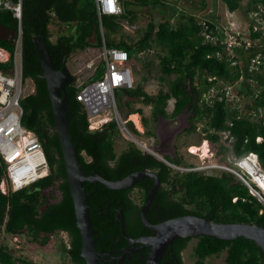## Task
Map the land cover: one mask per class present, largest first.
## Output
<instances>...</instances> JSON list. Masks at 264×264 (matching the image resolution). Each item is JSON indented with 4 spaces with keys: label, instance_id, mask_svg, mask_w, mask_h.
I'll use <instances>...</instances> for the list:
<instances>
[{
    "label": "trees",
    "instance_id": "1",
    "mask_svg": "<svg viewBox=\"0 0 264 264\" xmlns=\"http://www.w3.org/2000/svg\"><path fill=\"white\" fill-rule=\"evenodd\" d=\"M222 2L228 10L235 11L240 8L241 0ZM135 3L144 5L145 0H135ZM204 5L205 1L202 0L199 9H203ZM249 12L256 13L264 20V0H248L244 14ZM179 14L178 18L174 13L172 16L163 13L158 23L149 20L138 38L128 40L123 33H119L122 26L118 19L124 18L134 23L136 16L133 10L124 9L120 17L102 16L106 46L123 49L133 59L137 54L150 50L154 43L164 51L159 57L164 76L175 74L168 81V91L160 89L157 94L150 95L137 84L132 89H122V93L128 98L151 104L155 121L158 116L175 117L183 110L191 111L196 122H190L188 130L194 131L200 126L204 133L203 139L208 140L215 149L216 157L230 163V152L235 157L253 152L264 171V115H259L264 112V26L254 29L256 22L251 19L248 29L250 45L246 47V42L242 40L240 45H233L229 53L225 29L219 27L215 19L200 21L191 12L183 11ZM51 22L65 25L67 31H62L52 40L48 27ZM19 27L22 75L32 80L34 85V91L20 101L23 109L21 123L40 140L49 173L17 191L6 194L0 191V236L21 237L46 249L55 232H65L69 240H60L62 259L67 258L71 264H85L80 255L81 237L76 226L73 200L55 132L48 90L32 38L41 33L55 68L68 67L73 54L102 44L94 0H21L20 23L10 10L0 9V29L5 34L0 36V48L12 53ZM117 33L120 34L119 38L116 37ZM206 34L212 39L206 37ZM236 38L239 39L240 35ZM258 53L260 59L257 67L260 71L250 70L251 59ZM10 66L9 62H0L1 70H7ZM240 78L241 81L237 82ZM76 82L74 77L66 87L68 127L78 161L86 174L96 172L106 179L116 180L146 167L155 170L161 183L151 206H158L162 220L192 214L215 222H246L264 227V204L233 173L224 170L180 172L153 155L143 153L130 141L126 148L117 153L115 140L119 131L115 121L90 129L87 115L75 96L78 90ZM218 82L223 84L219 87L220 91ZM224 86L238 87L239 94L249 96L252 101L240 108L234 99H226L225 90L222 89ZM211 88L215 89V93L204 98L203 94ZM171 97L174 98V104L168 114L165 106ZM124 105L129 108L128 115L142 113L140 108L130 107L128 101ZM142 122L146 128L148 118L142 116ZM129 123L131 129L139 134L132 121L129 120ZM144 132L149 137L154 136L152 130L146 128ZM222 134L224 140L221 142ZM258 137L261 139L257 140ZM164 158L178 166L182 162L181 157ZM5 177L6 164L0 155V182ZM250 183L264 196L259 186ZM147 184L140 197L141 201L151 186L150 179ZM84 188L87 193L92 192L87 203L92 227L96 231L93 237L96 239L97 250L120 248L127 243L117 219L118 209L122 211L124 230L128 236L136 238L150 234V230L140 220V206L130 197L132 187L109 189L100 182L86 181ZM129 212L133 214L131 218ZM146 217L152 223L158 221L150 212L146 213ZM191 238H176L168 246L165 254L173 259L170 264H184L180 252L187 247ZM194 238L197 241L192 255L196 258V264H203L207 257L219 256L224 251L227 264H264L263 252L251 239L238 237L225 240L207 235ZM147 249L139 250L121 263L110 261L107 264H143ZM0 264L35 262L20 250L0 243Z\"/></svg>",
    "mask_w": 264,
    "mask_h": 264
},
{
    "label": "built area",
    "instance_id": "2",
    "mask_svg": "<svg viewBox=\"0 0 264 264\" xmlns=\"http://www.w3.org/2000/svg\"><path fill=\"white\" fill-rule=\"evenodd\" d=\"M94 4L102 35V44L98 48L96 55L90 56L85 62L78 64L76 70L72 68L71 73L77 80L76 88L78 90L75 95L76 99L81 103L87 115L89 128L92 119L100 115L110 114V120L115 121L119 133L126 140L133 142L144 153H149L157 157L153 147L147 141L137 138L134 135V131L130 127L128 128L126 119H124L117 108L116 91L133 88L134 80L131 67L129 66L127 51L117 47L106 46L103 38L101 18L109 14L121 15L123 8L119 4V0H94ZM0 9L10 10L13 16L20 21L21 0H17L16 3L10 0H0ZM253 14L257 16L256 13ZM119 23L129 30L134 31L136 29V25L129 23L127 20L121 19ZM263 26L261 25V27ZM225 34L227 35V50L231 51L233 45H240L241 41L236 38L235 33L232 34V39H229L227 32ZM206 37L212 39L209 34H206ZM245 42L246 47H248L250 40ZM73 55L68 65H71V62L74 61ZM259 56L260 53L254 59H251L252 64L255 61L257 66L260 59ZM0 62L11 63V66L7 70L0 69V155L6 164V177L0 182V191L6 194L9 191H17L47 175L49 173V165L40 140L31 130L21 123L23 109L20 101L28 93L25 92L27 79L23 78L22 75V40L20 27L17 37L14 40L12 53L0 48ZM100 66H103V74L99 79L93 80L92 77L97 73ZM229 87H224L225 94L230 93ZM212 92L213 89L203 94V97H211L213 95ZM132 123L137 129L135 123L133 121ZM101 125L103 123L97 127ZM230 158V163L214 162L210 165H196L194 167L178 166L166 161V159L163 161L173 169L185 171L212 169L233 173L248 186L254 196L260 198L264 203V196L254 189L250 180L246 178L249 177L264 193V187L258 183V179L264 182V171L260 166L257 155L253 152H248L242 156H233ZM212 170H205V172Z\"/></svg>",
    "mask_w": 264,
    "mask_h": 264
},
{
    "label": "rangeland",
    "instance_id": "3",
    "mask_svg": "<svg viewBox=\"0 0 264 264\" xmlns=\"http://www.w3.org/2000/svg\"><path fill=\"white\" fill-rule=\"evenodd\" d=\"M164 1V2H163ZM145 0V4H136L135 0H119L123 10L129 9L133 10L136 16L134 21V25H136V29L134 31L129 30L122 26L119 33L124 34L125 39L133 38L136 39L141 35L142 30L146 27L149 20H153L154 22L158 23L163 13L167 15H171L174 13L179 18V13L185 11L186 13H193L198 20L203 21L205 19H215L216 23L219 27L225 29V32L229 35V39H232V34L235 33L236 36L240 35L239 40L247 41L248 39V29L249 23L252 19L255 23L254 28L261 27L264 25V20L255 14L249 12L247 15L244 14L246 4L248 0H241L240 8L235 11H230L226 8L225 4L222 0H204L205 7L203 9H199L202 0ZM163 12H162V11ZM172 10H176L173 12ZM49 31L51 33V39L54 40L62 31H67V27L61 23L51 22L48 25ZM119 33L116 34V37L119 38ZM5 35L0 29V36ZM100 46H93L91 48H87L83 51L78 52L77 54L73 55L74 61H70L71 65H68L70 71L76 70L77 65L81 62H85L90 56H94L97 54L98 48ZM231 53V51H229ZM233 53V52H232ZM235 53V52H234ZM164 54V51L156 44L153 43V46L150 50L143 51L137 54L133 59H129V66L132 69L133 79H134V87L139 84L143 87L144 91H146L150 95H155L158 93L160 89L163 91H168V81L172 80L175 77V74L165 75L160 69V59L159 57ZM241 60V59H240ZM243 64V61L241 60ZM250 70L256 69V71H260V68L256 66L255 61L253 64L249 66ZM165 77V79H162ZM241 78L239 79L240 82ZM218 88L220 85H223L222 82H218ZM26 93H31L34 91V85L32 80L27 79L26 83ZM220 90V88H219ZM214 91V89H213ZM229 91L225 94L226 99L231 101L238 102L240 108H244L252 99L249 96H242L239 94L238 87L232 88L229 87ZM116 100L118 101V111L120 114L126 119V123L128 128L130 127L129 119L132 120L131 116L128 117L126 111L128 108L124 105L125 101L129 102V106L133 108H140L142 113L138 114L135 113L138 119L139 128H135L137 131L140 132V135L134 133V135L147 141L150 146L154 147L153 143V136L149 137L145 134V125L140 119L142 116L148 118V124L146 126L147 129L155 131L158 122H156L152 117V105L145 104L143 102L138 101L134 98H128L126 95L122 93L121 90H117L115 93ZM174 98L171 97L167 100V105L165 106V110L168 114L171 113L173 109ZM126 112V113H125ZM180 112L175 117H169L172 121L169 123L168 126L175 127L179 126L180 122L184 123V121H189L194 123L196 120L193 118L191 111H186L184 114ZM134 114V116H135ZM259 115H264L262 112ZM110 121V114L107 115ZM129 118V119H128ZM168 119V118H167ZM133 121V120H132ZM158 121H161V118H158ZM186 123V122H185ZM99 123L91 120L90 128H96ZM200 127V126H199ZM131 128V127H130ZM139 129V130H138ZM204 133L201 132L200 128L193 130H186L182 131L179 135L178 139L176 140L175 144L177 145V149L179 155L183 158L181 165H210L214 162H225V159H220V157L215 156V149L212 145L203 139ZM261 138L258 137L257 140ZM224 140V135L222 134L221 142ZM204 141L207 142L209 146V156L206 158H201L200 155L190 152L189 145L191 144H202ZM128 140H126L122 134H118L115 140V151L120 153L124 148L128 145ZM44 150V149H43ZM230 157L233 155L228 154ZM232 165V163H231ZM180 172L185 170L181 169H174ZM205 170H212V169H202L201 171ZM248 179L252 182V180L248 177ZM52 241L48 245L46 249L38 247L36 244H31L26 240L22 239L21 237L16 236H7L3 237L0 236V243L7 244L10 247H14L20 250L24 255L31 258L35 264H71L70 261L65 258L62 259L60 253V240L68 242L69 237L65 232H55L52 236ZM197 239L191 238L187 244V247L182 251L184 261L186 264H196V258L192 255L193 247L196 244ZM225 251L222 252L219 256H209L207 257L203 264H227L224 260Z\"/></svg>",
    "mask_w": 264,
    "mask_h": 264
},
{
    "label": "water",
    "instance_id": "4",
    "mask_svg": "<svg viewBox=\"0 0 264 264\" xmlns=\"http://www.w3.org/2000/svg\"><path fill=\"white\" fill-rule=\"evenodd\" d=\"M32 41L48 90L55 122V132L58 137L65 166L66 179L73 200L76 226L79 229L81 237L80 255L85 260V264H99L103 256L111 254V252L97 250L95 247L96 239L93 237V234L96 231L92 227L89 205L87 203L92 192H86L84 188L85 182H100L109 189H125L132 187L143 178H150L152 183L140 208V219L143 225L152 230L153 233L136 238L128 236L124 230L122 211L120 209L117 210V219L121 223V233L129 241V244L136 246L138 243L141 247L149 246L143 264H159L164 251L168 246L172 245L174 239L196 237L198 235H207L225 240H232L238 237L251 239L260 247L264 255V227L254 223L215 222L204 217L186 214L151 224L146 217V211L160 185L159 177L154 170L143 168L116 180L106 179L96 172H93L91 175L86 174V171L83 170L82 165L78 161L77 152L72 143L68 127L67 114L69 105L66 96V87L73 81V75L67 66L59 69L55 68V62L51 58L41 33L33 36ZM102 74L103 66H100L93 80L99 79ZM153 149L156 151L157 159L164 160V154L161 150L155 147ZM258 199L261 201L260 198ZM127 252L129 251L125 250L124 254L116 256L114 259L121 260Z\"/></svg>",
    "mask_w": 264,
    "mask_h": 264
},
{
    "label": "flooded vegetation",
    "instance_id": "5",
    "mask_svg": "<svg viewBox=\"0 0 264 264\" xmlns=\"http://www.w3.org/2000/svg\"><path fill=\"white\" fill-rule=\"evenodd\" d=\"M184 112H186L187 110H183ZM158 118H161V121L159 122L158 120H156V122H158L157 124V127H156V130L153 131L154 132V137H153V143L154 145L157 147V149L161 150L162 152L166 151V155L170 158H180L181 156L179 155V152H178V149L174 146L175 142H172L174 141V139H177L179 137V135L181 134L182 131H186L187 130V127L182 123L180 122V125L179 126H175L174 128H169L170 126H167V121L165 120V117H161V116H158ZM190 128V127H189ZM182 158V157H181ZM183 160V158H182ZM181 160V161H182ZM167 161V160H166ZM166 163V162H165ZM167 164V163H166ZM168 165V164H167ZM143 168H146V167H143ZM142 168V169H143ZM149 169V168H147ZM152 170V169H151ZM155 171V170H154ZM150 179V178H143L141 180H139L136 184H134L132 186V189L130 191V197L133 199L134 203L138 206H142L143 204V201H141V195L142 193L144 192V189H145V186H147V180ZM151 180V179H150ZM151 183H152V180H151ZM161 184V183H160ZM151 187V186H150ZM150 187L148 188L146 194L148 193ZM160 187V185H159ZM159 189V188H158ZM158 191V190H157ZM145 194V196H146ZM156 195V194H155ZM155 197V196H154ZM153 197V198H154ZM145 198V197H144ZM154 200L152 199V201L150 202L148 208H147V212H150V214L153 216V218L155 219H158L157 222L155 223H151V224H156V223H159L160 221H163L161 219V210L157 209V205H152L151 206V203L153 202ZM140 208H139V216H140ZM154 213V214H153ZM131 214L132 212H129L128 216L129 218H131ZM123 215V214H122ZM133 216V214H132ZM141 220V219H140ZM166 220V219H165ZM142 222V221H141ZM149 229V228H148ZM150 230V229H149ZM153 231L150 230V234H152ZM67 234V233H66ZM148 234V235H150ZM68 235V234H67ZM143 236H147V235H143ZM69 237V236H68ZM140 237V236H139ZM134 238V237H132ZM66 242V241H65ZM148 247L147 249V252L149 250V246H145V247H141L140 244H136V246H133L131 244H129V241L127 240V243L124 245V246H121L120 248H114V249H111V250H107V251H104V252H111L110 255H106V256H103L100 261H99V264L102 263V264H107L109 263L110 261L111 262H116L118 261L119 263H121L125 258H131V255H134L136 253L139 252V250L143 249V248H146ZM168 248V247H167ZM166 248V249H167ZM102 250V249H101ZM125 250L129 251L125 254V256L121 259V260H118V259H114V257L116 256H120L122 254L125 253ZM171 250V249H169ZM184 250V249H183ZM182 250V251H183ZM182 251L180 252V255H181V260L184 264H186V262L184 261V258H183V254H182ZM166 250L164 251L162 257L160 258V262L159 264H161V262L163 264H170L172 263V260L170 257H168L167 254H165ZM147 254V253H146ZM146 256V255H145ZM145 259V258H144Z\"/></svg>",
    "mask_w": 264,
    "mask_h": 264
},
{
    "label": "bare ground",
    "instance_id": "6",
    "mask_svg": "<svg viewBox=\"0 0 264 264\" xmlns=\"http://www.w3.org/2000/svg\"><path fill=\"white\" fill-rule=\"evenodd\" d=\"M107 115L108 114L97 116L94 119H92V121H95L96 123H99V125L101 123H106V122L109 121ZM131 118H132L133 122L135 123V125L137 126V128H139L138 119H137L136 114H135V116H134V114H132ZM206 141H204L202 144H197V145L196 144H191V145H189L190 152L195 153L197 155H200L201 158L208 157L209 156L208 153H209L210 150H209V146L207 145ZM258 183L264 187V182H262L260 179H258Z\"/></svg>",
    "mask_w": 264,
    "mask_h": 264
},
{
    "label": "crops",
    "instance_id": "7",
    "mask_svg": "<svg viewBox=\"0 0 264 264\" xmlns=\"http://www.w3.org/2000/svg\"><path fill=\"white\" fill-rule=\"evenodd\" d=\"M125 102H127V101H125ZM124 102V103H125ZM126 106V105H125ZM127 108H128V106H126ZM128 110H129V108H128ZM126 112H128V111H126ZM125 112V113H126ZM185 112L183 111V113L182 114H184ZM131 115V114H130ZM129 116V115H128ZM168 118V119H167ZM156 120H158V118L156 119ZM165 120L167 121V126L169 125V123L172 121L169 117H165ZM186 122V123H185ZM186 127H187V129H189V127H190V123H189V121H188V123H187V121H184V123H183ZM169 128H174V127H169ZM146 129V128H145ZM144 129V130H145ZM154 137V136H153ZM178 139V138H177ZM177 139H174V141H172V142H176V140ZM174 146L177 148V145L176 144H174ZM154 147L155 148H157L155 145H154ZM162 152V151H161ZM163 154H164V156L166 157L167 155H166V151H164V152H162Z\"/></svg>",
    "mask_w": 264,
    "mask_h": 264
},
{
    "label": "clouds",
    "instance_id": "8",
    "mask_svg": "<svg viewBox=\"0 0 264 264\" xmlns=\"http://www.w3.org/2000/svg\"><path fill=\"white\" fill-rule=\"evenodd\" d=\"M119 4H120V3H119ZM120 5H121V4H120ZM121 7H122V6H121ZM122 14H123V13H122ZM122 14H121V15H122ZM113 15H114V16H117V17H120V16H121V15H116V14H109V15H104V16H113ZM101 19H102V18H101ZM121 19L125 20L124 18H119L118 20L120 21ZM128 56H129V55H128ZM129 59H130V57H129ZM68 69H69V68H68ZM131 71H132V69H131ZM70 72H71V71H70ZM93 77H94V76H93ZM93 77H92V78H93ZM132 77H133V74H132ZM73 79H74V77H73ZM96 80H97V79H96ZM133 80H134V79H133ZM224 87H225V86H224ZM224 87H222V89H224ZM133 88H134V86H133ZM130 89H132V88H130ZM211 89H214V88H211ZM211 89H210V90H211ZM220 89H221V88H220ZM121 90H122V89H121ZM210 90H209V91H210ZM209 91H208V92H209ZM219 91H220V90H219ZM208 92H206V93H208ZM214 93H215V89H214V91L212 92V94H214ZM204 94H205V93H204ZM138 114H139V113H138ZM129 116H130V114H129ZM129 116H128V117H129ZM140 119L142 120L141 117H140ZM110 121H111V120H110ZM130 121H131V120H130ZM108 122H109V121H108ZM106 123H107V122H106ZM104 124H105V123H103V125H104ZM103 125H101V126H103ZM101 126H100V127H101ZM97 128H99V127H97ZM134 128H135V127H134ZM94 129H96V128H94ZM138 132H139V131H138ZM134 133H135V132H134ZM138 135H140V132H139ZM150 137H152V136H150ZM205 140H206V139H205ZM207 142H208V140H207ZM143 153H144V152H143ZM154 157H155V156H154ZM156 158H157V157H156ZM164 159H165V158H164ZM162 161H163V160H162Z\"/></svg>",
    "mask_w": 264,
    "mask_h": 264
}]
</instances>
